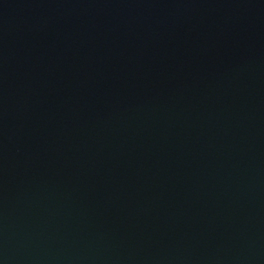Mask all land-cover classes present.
<instances>
[{
  "label": "water",
  "instance_id": "95a60500",
  "mask_svg": "<svg viewBox=\"0 0 264 264\" xmlns=\"http://www.w3.org/2000/svg\"><path fill=\"white\" fill-rule=\"evenodd\" d=\"M0 264H264V0H0Z\"/></svg>",
  "mask_w": 264,
  "mask_h": 264
}]
</instances>
